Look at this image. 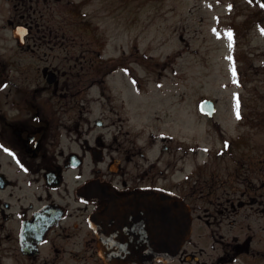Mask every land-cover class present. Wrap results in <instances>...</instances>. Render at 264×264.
<instances>
[{
  "label": "flooded vegetation",
  "instance_id": "flooded-vegetation-1",
  "mask_svg": "<svg viewBox=\"0 0 264 264\" xmlns=\"http://www.w3.org/2000/svg\"><path fill=\"white\" fill-rule=\"evenodd\" d=\"M58 1L0 0V264H105L95 211L100 237L127 259L153 239L165 192L191 205L193 231L155 264H264V125L226 129L218 99L209 116L183 95L106 93L112 76L136 73L102 66L90 46L59 62L70 18L59 25Z\"/></svg>",
  "mask_w": 264,
  "mask_h": 264
},
{
  "label": "rangeland",
  "instance_id": "rangeland-1",
  "mask_svg": "<svg viewBox=\"0 0 264 264\" xmlns=\"http://www.w3.org/2000/svg\"><path fill=\"white\" fill-rule=\"evenodd\" d=\"M65 1H58L57 17L62 26L70 18V37L58 38V61L68 53L79 63L90 46L101 49L102 66L128 65L136 73L121 70L106 93L183 95L188 111L204 97L217 98L226 129L264 125L262 0H72V14ZM190 129L181 136L197 142ZM196 162L187 156L186 171Z\"/></svg>",
  "mask_w": 264,
  "mask_h": 264
},
{
  "label": "water",
  "instance_id": "water-1",
  "mask_svg": "<svg viewBox=\"0 0 264 264\" xmlns=\"http://www.w3.org/2000/svg\"><path fill=\"white\" fill-rule=\"evenodd\" d=\"M200 109L212 115L216 110L215 102L204 99L200 103ZM153 199L156 201L151 227L153 239L148 243L137 244L127 255V259L119 256L115 246L100 237L102 222L99 211L91 214L90 222L97 233L99 253L106 264H154L157 260L169 262L191 236L193 215L190 205L182 197L165 192Z\"/></svg>",
  "mask_w": 264,
  "mask_h": 264
},
{
  "label": "snow or ice",
  "instance_id": "snow-or-ice-1",
  "mask_svg": "<svg viewBox=\"0 0 264 264\" xmlns=\"http://www.w3.org/2000/svg\"><path fill=\"white\" fill-rule=\"evenodd\" d=\"M229 59H231V57H229ZM233 71H235V69H233Z\"/></svg>",
  "mask_w": 264,
  "mask_h": 264
}]
</instances>
